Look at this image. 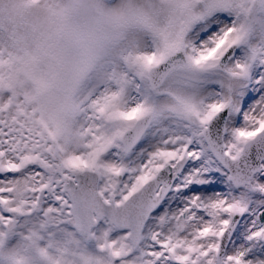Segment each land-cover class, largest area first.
Listing matches in <instances>:
<instances>
[{
  "label": "snow or ice",
  "instance_id": "1",
  "mask_svg": "<svg viewBox=\"0 0 264 264\" xmlns=\"http://www.w3.org/2000/svg\"><path fill=\"white\" fill-rule=\"evenodd\" d=\"M0 264H264V0H0Z\"/></svg>",
  "mask_w": 264,
  "mask_h": 264
}]
</instances>
